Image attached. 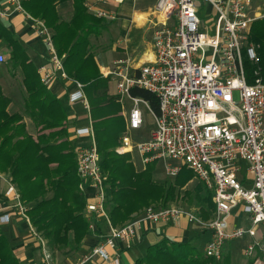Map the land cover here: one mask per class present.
Segmentation results:
<instances>
[{
  "label": "built area",
  "instance_id": "2783aa9c",
  "mask_svg": "<svg viewBox=\"0 0 264 264\" xmlns=\"http://www.w3.org/2000/svg\"><path fill=\"white\" fill-rule=\"evenodd\" d=\"M201 2L211 6V21L201 19L196 0H156L152 8L153 57L137 66L129 58L114 59L100 69V77L114 81L124 109V100L131 103L117 151L134 153L141 169L162 161L164 174L170 179L183 166L190 169L212 191V217L205 221L194 208L153 206L121 226L113 225L105 206L106 175L100 167L89 119L87 126L75 129L77 135L90 138L88 144L75 145L76 172L92 189L85 209L88 228L94 232L99 222L105 224L106 231L73 264L95 259L121 264L118 241L131 242L143 224L181 219L210 229L211 237L202 251L205 256L222 259L227 244L248 238L242 247L243 256L264 264V78L256 67L248 82L244 69V57L253 64L258 62L255 46L248 43L255 18L248 14L247 0ZM104 3L84 0L89 13L112 20L115 14L103 7ZM14 13L30 21L49 52V65L37 68L40 83L48 86L56 77L70 80L76 89L69 94V102L81 101L89 111L84 85L67 76L64 55L56 52L52 30L27 12L22 0H0V18H10ZM5 60L0 53V63ZM133 88L155 94L157 112L149 101L133 95ZM140 104L151 112L154 126L148 138L132 140L130 135L143 125ZM1 184L0 225L17 215L41 245H46L30 221L28 206L16 184L2 171ZM80 188L84 190L82 182ZM233 210L244 214L248 225H232ZM43 264H53L45 250Z\"/></svg>",
  "mask_w": 264,
  "mask_h": 264
},
{
  "label": "trees",
  "instance_id": "16d2710c",
  "mask_svg": "<svg viewBox=\"0 0 264 264\" xmlns=\"http://www.w3.org/2000/svg\"><path fill=\"white\" fill-rule=\"evenodd\" d=\"M62 1L65 0H22V5L52 30L56 52L59 56L64 55L62 63L67 76L84 85L100 167L107 175L105 206L111 223L118 226L142 206L153 202L165 206L182 193L186 201L210 208L198 213L207 219L213 209L211 190L199 181L192 190L181 192L194 177L190 169L183 166L174 178L156 181L153 178L155 163L137 170L129 159V152L117 154L112 150L118 144L124 122L111 107L114 97L108 94V82L100 78L94 54L90 51V37L102 33L106 20L89 13L84 0H71L72 14L65 20L57 11V4ZM0 39L10 48L9 62L22 66L28 95L25 108L34 109L32 119L41 123L44 129L57 128L46 138H34L26 130L21 115L7 110L10 100L0 91V171L8 174L16 184L21 199L28 206L30 221L46 239L48 249L64 246L76 249L92 231L85 217L88 202L79 188L82 179L76 172L74 146L73 151L66 150L68 142L59 139L65 133V112L60 101L40 83L36 67L25 55L18 39L1 23ZM248 42L255 46L258 56L257 64L244 57V69L251 82L256 67L260 68L264 78V16L251 22ZM29 81L34 84L33 88ZM131 93L149 101L153 111L157 112L155 94L140 88L131 89ZM102 229V223L96 222V233ZM200 237L175 241L162 236L149 244L131 264H232L228 253L219 260L204 256V241ZM0 264H18L1 231Z\"/></svg>",
  "mask_w": 264,
  "mask_h": 264
},
{
  "label": "crops",
  "instance_id": "0c3cea01",
  "mask_svg": "<svg viewBox=\"0 0 264 264\" xmlns=\"http://www.w3.org/2000/svg\"><path fill=\"white\" fill-rule=\"evenodd\" d=\"M155 1L156 0H109L108 4H103V7L107 10L115 12V17L112 20L106 21L102 31L103 33L107 30L110 38L113 37L110 39L111 42L103 43L100 40L102 33L98 37H90V51L94 54L99 73L102 67L110 64L114 59L129 58L132 60L133 65L137 66L153 57L152 42L154 16L152 14V8ZM247 1L249 15L253 16L255 19L264 16V14H259L260 5H264V0ZM252 6L256 9L254 15L250 14ZM57 11L61 18L64 16L63 19L68 20L72 14V1L65 0L59 2L57 4ZM113 20H117L114 25L111 23ZM0 23L18 39L24 49L25 55L36 67V70L40 65H49V52L43 40L36 34L30 21H28L23 14L14 13L10 18H0ZM97 40H100V45L103 46V49L101 48V50L93 51L91 46ZM0 53L6 58L4 62L0 63V91L10 100L7 110L21 115L26 130L34 138L37 136H43L46 138L49 132H52L57 128L44 129L42 128L41 123L38 124L32 119V114L35 113L34 109L32 107L25 108V100L28 95L25 87L26 85L23 82L22 66L14 65L9 62L10 48L3 39H0ZM109 81L111 80L107 81L108 94L114 97L111 107L114 108L113 111L116 112L115 114L122 118V122H124L125 126V110H127L128 107H125L126 109H124L122 103L117 98L114 81H112L114 85L113 89H111ZM28 83L31 85V88H33L34 84H30V81ZM46 87L50 94L60 101L62 109L66 115L65 133L62 137H59V139H65L67 142H70L74 145V148L77 143L85 144L87 141L89 142L90 138L88 136L77 135L75 133L76 128L87 126L88 120H91V118L89 111L83 107L81 101L73 103L69 102V94L76 89L74 84L70 80L56 77ZM133 164L136 168H140L137 158ZM190 182L191 181L187 184ZM82 183L84 185V194L87 198V202H89L92 199L90 183L88 180L82 181ZM3 188L4 185L1 184L0 200L3 199ZM233 213L232 225L242 224L243 220L240 219L237 221L241 212L233 210ZM245 220H247L246 217ZM24 225V222L17 215H13L10 222L0 225L2 236L6 240L9 250L18 264H43L44 250L50 255L53 264H73L92 246H94L97 243L99 236L106 231V226L102 223L103 229L100 233H96L95 229L92 234L84 237L81 244L76 249L72 250L68 256H63L59 249L49 250L47 245L42 246L35 236L31 233L27 234ZM162 236H167L175 241H186L190 238L201 236L200 238L204 241L202 244L203 248L204 244L210 237V232L208 230H201L196 224L188 223L184 219H181L176 223L157 222L146 228L142 226L131 242H117L121 264H131L136 258L141 256L139 253L142 251H137V254L134 250L136 247H141L142 244L146 242L143 251L144 253L149 244L158 241ZM235 247V242L227 244L224 249L225 253L230 254L232 257L234 252L237 251L241 257V255H243L242 248L240 249V247H237L238 250H235ZM58 256L63 257L60 259ZM244 261H246V259ZM88 264L110 263L95 259Z\"/></svg>",
  "mask_w": 264,
  "mask_h": 264
},
{
  "label": "rangeland",
  "instance_id": "374dc122",
  "mask_svg": "<svg viewBox=\"0 0 264 264\" xmlns=\"http://www.w3.org/2000/svg\"><path fill=\"white\" fill-rule=\"evenodd\" d=\"M108 2H109V0H105V5L106 4H108ZM196 4L197 5H199V7H200V9H199V12H198V14H199V16L201 17V19L203 20V21H206V20H209V21H211V19L213 18V10H212V8H211V6H209V4H207V3H204V2H201L200 3V0H196ZM256 11V9H254V6H252L251 7V11H250V14H252V15H254V12ZM114 14H115V12H113ZM259 14L260 15H263L264 14V5H260V12H259ZM63 18H64V16H63ZM107 21V20H106ZM117 22V20H113L111 23L114 25L115 23ZM91 38H92V36H91ZM113 37H111L110 38V36L108 35V31L107 30H105L103 33H102V35L100 36V40L103 42V43H108V42H111V40L110 39H112ZM100 40H97V41H95L94 42V44H92V46H91V48H92V50L93 51H95V50H101V48L103 49V46L102 45H100ZM248 43H251V42H248ZM102 46V47H101ZM102 62H104V61H102ZM104 80V79H103ZM106 80V79H105ZM106 81H108V80H106ZM109 84H110V87H111V89H113V82L112 81H109ZM234 97L235 98H237V93L235 92L234 93ZM124 105H125V107H129L130 105H131V103L129 102V101H127V100H124ZM139 107H140V109L142 110V117H143V125H142V128L140 129V130H137V131H135V132H133V134H131L130 136H131V139L132 140H141V139H146V138H148V136H149V133L151 132V130H152V128H153V126H154V118H153V116H152V114H151V112L146 108V106L145 105H143V104H140L139 105ZM125 112H126V110H125ZM55 130H57V129H55ZM55 130H53V131H55ZM52 131V132H53ZM120 136H121V134L119 135V137H118V144L115 146V147H113L112 148V150L114 151V152H116L117 154H120L118 151H117V146L119 145V143H120ZM95 141V140H94ZM89 142L87 141L85 144H88ZM78 144V143H77ZM96 144V143H95ZM73 146L74 145H72L70 142H68V144L66 145V150H72L73 151ZM75 149V148H74ZM99 156H100V154H99ZM129 159L131 160V162L133 161V162H135V159H136V157H135V155H134V153H132V152H129ZM155 166V168H154V171H153V178H154V180H156V181H163V180H165L167 177L165 176V174H164V167H163V162L162 161H157V163L156 164H154ZM138 169L137 170H140V168L139 167H137ZM106 175V174H105ZM168 179V178H167ZM106 180H107V175H106ZM82 182V181H81ZM81 182L79 183V188H80V184H81ZM106 182V181H105ZM199 181L195 178V177H193L192 179H191V182L189 183V184H187L185 187H184V189H182L181 190V192H183L184 190H186V189H188V190H192L193 188H194V186H195V184H197ZM208 188V187H207ZM81 189V188H80ZM209 189V188H208ZM82 190V189H81ZM211 193H212V191H211ZM182 195H183V193L181 194V195H178L174 200H172L171 202H168V204L167 205H165V206H161V204H157L156 202H153V203H149V204H146V205H144V206H142L141 207V209H139L138 211H136L135 212V214L129 219V220H131V219H133L137 214H139L142 210H144L145 208H147V207H168V206H177V207H182V208H194L195 210H196V212L197 213H199V212H202V211H209V209L210 208H208V206L207 207H200V206H198V204L196 203V202H188V200L186 201V199H184V197H182ZM211 201H212V195H211ZM212 203H213V201H212ZM214 206V205H213ZM108 212V211H107ZM212 214H213V209H211V214H210V216L207 218V219H204V218H202L200 215V217L203 219V220H209L211 217H212ZM234 214V213H233ZM244 214H239V218H238V220L237 221H239L240 219L241 220H243L242 222V224L243 225H248V221L247 220H245V216H243ZM21 219V218H20ZM23 222H24V220L23 219H21ZM129 220H127V221H129ZM127 221H125V223L127 222ZM167 222H172V223H174L173 221H167ZM189 223V222H188ZM24 224H25V222H24ZM124 223H122V224H120V225H118V226H121V225H123ZM153 224V223H152ZM152 224H143L142 226L144 227V228H146L147 226H149V225H152ZM197 225V224H196ZM25 227V230H26V232H27V234H30V231H29V229L27 228V226H26V224L24 225ZM142 226H141V228H142ZM198 226V225H197ZM33 227H34V225H33ZM199 228H201V230H208L209 232H210V237H211V231H210V229H208V228H202V227H200V226H198ZM35 228V227H34ZM140 228V229H141ZM139 229V230H140ZM36 230V229H35ZM264 234V233H263ZM210 237H209V239H210ZM134 239V238H133ZM208 239V240H209ZM46 240V239H45ZM207 240V241H208ZM248 240V238H246V239H244L243 241L242 240H236V241H234L235 242V250H238V248L237 247H240V249L242 248V245L244 246L245 245V241H247ZM206 241V242H207ZM232 243V242H231ZM145 244H146V242H144L143 244H142V246L141 247H139L138 246V248L136 247L134 250L137 252V251H142L141 253L143 254V251H144V249H145ZM60 251H61V254L64 256V255H69L71 252H72V250H74V249H72L71 250V248L69 247V246H64V247H62L61 249H59ZM38 251V250H37ZM202 251H203V248H202ZM39 253V252H38ZM141 253H139V255H142ZM137 254H138V252H137ZM224 254H225V250H224ZM62 256V257H63ZM205 256V255H204ZM60 259L62 258L61 256H58ZM246 259V261H244ZM231 262H232V264H263L262 262H260V261H257V260H255V258L254 259H252V258H248L247 259V257L245 258L243 255H241V257H240V255L238 254V252L237 251H235L234 252V254L232 255V257H231Z\"/></svg>",
  "mask_w": 264,
  "mask_h": 264
}]
</instances>
